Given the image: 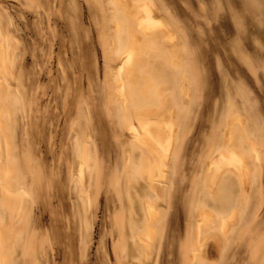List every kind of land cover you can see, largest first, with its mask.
Wrapping results in <instances>:
<instances>
[{"label":"rangeland","instance_id":"obj_1","mask_svg":"<svg viewBox=\"0 0 264 264\" xmlns=\"http://www.w3.org/2000/svg\"><path fill=\"white\" fill-rule=\"evenodd\" d=\"M144 123L172 125L166 156ZM0 134L4 264H264V0H0ZM230 134L244 161L218 169Z\"/></svg>","mask_w":264,"mask_h":264},{"label":"bare ground","instance_id":"obj_2","mask_svg":"<svg viewBox=\"0 0 264 264\" xmlns=\"http://www.w3.org/2000/svg\"><path fill=\"white\" fill-rule=\"evenodd\" d=\"M120 1L123 2L125 0H120ZM133 17L136 19L138 27L141 28L144 32L154 30V28L160 24L159 19L155 18L153 11L148 4H142L139 7V9H137L136 13H133ZM115 22H116V24L114 25V26H116L115 29H119L120 24L117 21H115ZM120 56H121L120 57L121 62L118 64V67L116 69V74L114 75L113 79H114V82L117 84L118 94L122 98H124V91L126 88V83L127 84L130 83L129 81L131 80L130 79L131 70L135 66L136 62H140V59L138 57L137 48L133 44L128 45V47L121 53ZM142 69H144V68H142ZM124 76H125V79H124ZM145 81L147 84L146 88L138 91L136 94L133 91H130V95L132 96L135 94L133 98H137V99L139 98L141 100H143V99L148 100V106H149L150 105L149 101H151V99L156 98L155 97L156 92L154 93V90H152V88H151V86H153V83L155 82V78L147 75V76H145ZM149 113L150 112H148V114ZM152 114H153V112H152ZM157 126L161 127L164 131L167 132V135L163 141H158L154 138V136L151 132V125L150 124L144 123L141 126V129L143 130L145 137L153 140L156 145L160 146L164 150L163 155L166 156V152L168 151L169 144L172 140V136H171L172 135V125H165L164 126L162 124H158ZM128 132L133 134L134 138L137 139L138 131L136 130V128L133 125L128 126ZM230 140H231V137L229 136L228 141H230ZM78 149H79L78 155H79V159H80L78 162V166H79V173L81 175V174H83L82 170H83V167L85 164L86 157L84 156V152L81 151L80 148H78ZM242 162H243V158L240 155H238L232 151L227 156H224L223 154L220 155V160L217 162V168L219 169L220 167H222L224 165L231 164V163H242ZM159 165H161V163L157 162L156 164L149 167L148 174L144 173L143 176L145 177L146 181H150L152 184L155 182L154 173L159 168ZM144 206H145V211H147L148 214L151 215V213L154 211L153 205L149 202H146L144 204ZM203 218H204V215H203ZM142 222H143V229H144V231H143L144 232L143 233L144 238H142L140 235H136L137 232H135V231L131 235V236H133L132 239H137L140 243H143V242H145V240L149 239L148 235L151 234L152 230H154L152 228V225L154 224L153 221H150L148 218L144 217V218H142ZM197 223L198 224H197V231L196 232H198L200 234V228H201L200 223L201 222L200 223L197 222ZM204 225H208V224L206 223V224H203V226ZM153 233H154V231H153ZM146 235H147V237H146ZM145 237H146V239H145ZM0 251H1L0 253H3L1 250V246H0ZM125 253H126V251H125ZM132 256H135V251L133 249L130 250L128 253H126L127 259L130 260V258ZM194 260H195V258H194Z\"/></svg>","mask_w":264,"mask_h":264},{"label":"crops","instance_id":"obj_3","mask_svg":"<svg viewBox=\"0 0 264 264\" xmlns=\"http://www.w3.org/2000/svg\"><path fill=\"white\" fill-rule=\"evenodd\" d=\"M146 36L145 37H147V38H149V39H156V38H161V37H163L164 35H165V31H162V30H160V31H158V32H155L154 30H151V32L149 31V35H147V34H145ZM148 36H154V38H152V37H148ZM136 47V46H135ZM140 49L138 50V48H137V51H138V57H139V59H140V62H136V63H138V65L140 66L139 67V69L140 70H143L142 68H145V66H144V64H143V62H142V57H144L146 54H145V52H144V54H141V52L144 50L145 51V49H144V47H143V49H142V46L141 47H139ZM151 77H152V75H150ZM1 134H0V139H1ZM230 137H231V140L230 141H228V143H231V145H229V151H228V154H230V152H235L236 154H238L235 150H234V148L232 147V141H233V135H229ZM222 155V154H221ZM238 155H240V154H238ZM242 158H243V161H244V158L245 157H243L242 155H240ZM3 191H4V195H3V197H1L0 198V207H2L3 208V216L4 215H6V212H7V206H8V201H9V199H8V187L7 186H5L4 188H3ZM13 196V195H12ZM6 198V199H5ZM2 257L0 258V264H4L3 262H2Z\"/></svg>","mask_w":264,"mask_h":264}]
</instances>
